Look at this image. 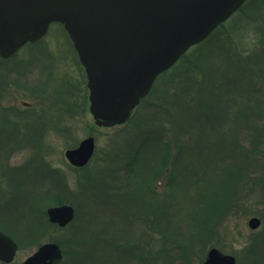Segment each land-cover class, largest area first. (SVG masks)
I'll return each mask as SVG.
<instances>
[{
  "label": "rangeland",
  "instance_id": "374dc122",
  "mask_svg": "<svg viewBox=\"0 0 264 264\" xmlns=\"http://www.w3.org/2000/svg\"><path fill=\"white\" fill-rule=\"evenodd\" d=\"M242 7L223 27L215 30L217 38L202 45L204 48L200 51H213L205 57L206 65L219 60L230 43L244 48L258 46L263 42L260 45L261 52H257L256 57L264 58V0H246ZM257 26L262 27V31ZM66 38L68 37L62 26L51 23L40 41L23 45L9 59H0V204L3 205L0 210V224L18 243L14 260L8 264H19L43 242L57 243L70 240L74 236L78 239V235L79 239L84 240L79 249L76 248L79 252L72 254L73 246L68 243V259L62 264H118L122 260L120 255L126 259L122 260L123 264H201L207 250L213 246L223 253L233 255L235 264H264V155L260 154L261 149L264 150V142L256 140L264 137V81L261 82L262 93L257 95L259 101L247 100L245 92L236 93L238 107L247 104L254 107L252 111L245 110V118L236 117L234 121L223 115L219 120L227 144L226 147L218 149L216 155L228 156V163L225 164L227 169L236 168L243 175L247 171V180L244 176L240 180L241 185L248 190L244 191L248 200L244 202L247 206L243 211L232 208L223 215L214 212L208 222H203L208 217L198 215L191 226L185 225L183 228L177 227L182 219L176 213L171 220L177 227H174L177 233L174 232L175 238L172 237V240L165 238L167 221L164 216L161 219L162 228L151 230L144 220L146 216L142 212H134V226L141 229L139 236L133 235V240L126 242L124 253L120 251L117 256L115 253L113 255L108 248L109 244L103 239L112 236L111 219L114 215L115 219L119 218L120 211L117 214L114 208L122 210L129 203L127 195L125 197L120 194L122 191L126 194L130 182H140L155 164L159 170L154 189L155 194L161 198L163 208L168 206L173 212L180 202L177 197L175 200L167 198L172 186H167L165 174L175 150L171 149L167 158L160 142L169 136L162 135L157 141L153 140L155 142L150 139L157 133L158 126L165 122L160 114L163 113L160 105L167 106L169 103L168 96L173 83L167 82L162 86V82L167 80L169 72L174 68L155 79L154 89L152 88L147 99L153 103L144 108L145 113L140 119L108 128L99 127L94 124L88 111L84 72L73 51L68 48ZM221 38L224 39L223 42ZM225 38H228L229 44ZM218 65L224 66L221 62ZM207 67L210 68L209 72L213 71L210 65ZM213 73L214 71L210 72L212 75ZM241 87L243 91L249 90L245 83ZM161 94L163 99L160 98ZM218 96L212 103L213 111L217 105L219 108H226L228 105L223 91ZM256 102L258 107L261 106L262 114L259 109L256 111ZM24 103H28L29 107ZM2 109L9 113V117L2 116ZM204 112H207L211 120L205 118L203 122L213 121L215 125V118L209 114L211 111ZM191 122V118L188 123L180 120L181 124L188 127ZM200 129L203 131L202 138L207 137L209 141L219 137L217 130H213V125L202 124ZM180 134L183 138V133ZM90 135L95 142L91 161L87 167L71 166L65 159L64 151ZM122 144L125 145L124 149H120ZM251 148L259 151L255 152ZM248 149L251 155H255L249 165L244 161V154ZM191 151L184 152L187 163L196 167L216 166L215 156L212 157L214 150L205 148L200 152ZM180 156L182 162L183 155ZM221 160L223 165L227 161L222 158ZM203 176L207 180L213 174L206 171ZM195 177L194 170L190 174L189 182L195 183ZM93 189H96L99 196L107 197L110 194L114 201L120 202L122 208L96 202L92 199ZM242 189L239 191L242 192ZM189 196L196 201L195 195ZM57 201L58 204L66 203L74 208V217L68 227H52L47 223L49 220L46 209L57 205ZM34 206L36 208L33 209ZM44 216L46 220L43 219ZM252 216L262 221L257 229H250L247 224ZM130 221H127L128 224ZM202 224L213 231L205 228L200 230ZM114 227L118 229L116 223ZM199 231H207L203 233L206 235L202 240L197 236ZM118 242L122 240L119 239ZM176 245L186 246L185 253L183 248H173ZM143 253L145 260L136 258V255L138 257ZM168 254L176 258L169 260Z\"/></svg>",
  "mask_w": 264,
  "mask_h": 264
},
{
  "label": "water",
  "instance_id": "95a60500",
  "mask_svg": "<svg viewBox=\"0 0 264 264\" xmlns=\"http://www.w3.org/2000/svg\"><path fill=\"white\" fill-rule=\"evenodd\" d=\"M245 0H0V57L41 39L51 23L62 24L82 65L88 111L94 124L125 123L155 78L186 50L205 39ZM95 149L87 136L64 151L70 165L82 167ZM48 220L64 227L74 208L46 209ZM249 218L250 229L260 225ZM17 244L0 231V260L10 262ZM63 250L54 241L40 244L20 264H59ZM233 255L210 247L201 264H235Z\"/></svg>",
  "mask_w": 264,
  "mask_h": 264
},
{
  "label": "trees",
  "instance_id": "16d2710c",
  "mask_svg": "<svg viewBox=\"0 0 264 264\" xmlns=\"http://www.w3.org/2000/svg\"><path fill=\"white\" fill-rule=\"evenodd\" d=\"M242 8L243 7H241V9ZM223 26V24L220 25V27ZM257 28L259 29V31H262V27L257 26ZM211 36V38L209 37L201 43L191 47L190 49L193 51L189 52L191 51L189 49L170 68L174 69L169 72L170 75L167 80L165 79L162 82V86H164L167 82L173 83V87L171 89L172 91L169 93L168 96V98L170 99H168L169 103L167 104V106L160 105L161 110H163V113L160 114L163 115V119H165V122H162V125L158 126L157 133H155V135L150 138L152 139V141H157V139H160L162 135L169 136L168 139L160 142L163 144L161 149L166 152L167 158L169 157V153H171V149L175 150V154H172L173 159L167 165L166 168L165 182L169 188L172 186L167 195V198H169L170 200H175L176 197L180 198L178 207H175V210L173 212L172 210H169L170 207L168 206L166 209L163 208L160 201L161 198H159V195L155 194L156 192L154 189V183L156 181V174L159 170L157 169L158 167L155 166V164H153L149 171H147V173L142 177L140 182H130L132 184L129 183L130 187H127L128 189L126 191V194L123 191L122 194H120V196L127 195L129 203L126 204V206L128 208L126 206V208H122L119 205L120 202L114 201V199L109 196L110 194L107 195V197H104L103 194V196H99L97 195L96 189L92 190V199L96 200V202H99L102 205L105 204L111 207L120 206L118 208H122V210L114 208L115 210H117V214L120 211L118 216L119 218L116 217L115 219L114 215V218L111 219L113 226L112 236L110 238L103 239V241L109 244L108 248L109 250H111L113 255L115 253L118 256V254H120V251L124 253V250L126 248V242H131L133 240V235L139 236L138 234L141 229H139L138 226H134L133 222L136 220L134 217H132L134 212L135 214H139L140 212H142L146 216L144 220L146 221L147 227L151 230H156L161 227V219L162 216H164L167 221V231L165 238L168 240H172V237H174L175 228H183L185 225L191 226V224L193 223L192 221H195V216L202 215L204 217H208L207 220L203 219V222H208V220H210L211 218L210 216L214 212H217L218 215H223V213L227 212L229 209L231 210L232 208L241 212L247 206L246 204H244L245 200H248L247 198H245L246 196L244 195V191L248 192V190L245 188V186L241 185L240 181L242 180L243 176L247 180V171L243 175L236 168L227 169V167H225V164L228 163V156L222 157L220 155H216L217 151H219L218 149L226 147L225 144H227L221 132L219 120H221L222 116L225 115L227 119L235 121L236 117L245 118L247 116L245 110L252 111L254 107L249 106V104L244 105V107H238L236 103V93L238 92H245L244 94L246 95L247 100L259 101V99L257 98L259 95H261L263 89V85H261V82L263 83L264 81V58L259 59L256 57V55L257 52H261L260 45H262L263 42L260 43L258 46L242 48L237 44L235 47L234 44L227 41L228 38H225L226 43H230L228 45V50L224 53V55L219 57V60L216 59L214 62L209 64L214 71L212 75L210 74V72L213 71L209 72L210 68L207 67L209 65L205 64L204 59L206 56H208V54H212L213 51L209 50L208 52L205 51V53L203 52L204 50L200 51L202 48H204V46L202 45H204L205 42H211L212 40L217 38L218 35L215 36L213 32ZM223 40L224 39H222V42ZM258 43L259 41L256 42V44ZM194 47H196L195 50ZM219 62H221V64L223 63L224 66L219 67ZM254 66L256 67L254 68ZM166 71L160 74L158 77L164 75ZM243 83H245L246 86L249 87V90L243 91L241 89ZM152 88L154 89L153 86ZM151 90L144 98L140 100V103L134 109L132 115L126 123L134 121L135 119H140V117L144 115L143 113H145L144 108L151 106L153 102L147 100L150 96L149 94L151 93ZM212 91H215V93ZM222 91L226 94L224 100L228 102L227 107L222 108V106H220L221 108H219L217 105V108H215L214 111L211 110L212 103L215 102L216 97L218 98L219 93ZM163 94H161L160 96L161 99H163ZM255 104L256 111L258 109H262L261 106L258 107V102H256ZM204 110H207L208 112L209 110L211 111L209 114L213 115V117L215 118V125L213 124V121L203 122V119L205 118H207L208 120L210 119L208 117L207 112H204ZM1 111V113H3V117H9L8 112L6 113L4 109H2ZM259 113H261V110ZM203 114H207L206 117H202ZM190 118L192 120L190 127L180 123V120L182 122L188 123V120ZM202 124L213 125V130H217V133L219 135L218 139L215 138L212 141H209L207 137L202 138L203 131L200 129L202 127ZM168 131L169 134H167ZM180 133H183V138L180 137ZM154 137H156V139H153ZM256 140L264 142V137ZM121 148L124 149L125 145L122 144V146H120V149ZM205 148L214 150L212 157L218 156L216 158L214 157L216 166H213L211 168L209 166L205 167L204 165L196 167L185 161L184 152L187 151L188 153H190L191 150H198V152H200L202 149ZM249 150L250 149H248V152L244 154V161L245 164L247 163V165H249V162L253 158H255V155H251L252 153H250ZM254 150L255 152L259 151L257 149ZM261 150L262 151H260V154L264 155V150ZM181 154L183 155L184 159L182 162H180L182 160L180 156ZM178 157L179 162H177ZM220 157L222 159L227 160L226 162L224 161V165L222 163L223 160H221ZM184 163L187 164L182 165ZM194 170L196 173V182L192 184L189 182V177L191 172ZM206 171L212 173L213 176L208 177L207 180H204L205 178L203 175L206 173ZM185 176H187V178H185ZM90 177L91 175L88 178ZM89 180L90 179H88V182ZM204 182L206 183L204 184ZM79 186L81 189V183H79ZM174 186H176V188H174ZM105 187L106 186H104V188ZM239 187L241 189L243 188L242 192L239 191ZM112 188L114 190V187ZM239 192H241V196ZM190 194L196 196L195 202L193 200L194 198L192 196H189ZM174 202L175 201H173L172 207L175 206ZM58 203L59 202L57 201V204ZM34 208H36V206H34L33 209ZM176 213L178 218H180V220L182 219V221L177 227L174 225V222L172 223L171 221L176 216ZM120 217H122V219H120ZM183 217L186 218L183 219ZM43 219L46 220V217L44 216ZM128 220H131L129 222L130 224H128ZM47 223L52 227H57L54 224H51L49 222ZM114 223H116L118 226L117 230L114 227ZM70 224L71 222L67 225V227L70 226ZM203 228H205V230L207 231L209 230V228L205 227V224H202L200 230ZM207 231L203 233H207ZM176 233L177 231L175 232V234ZM203 233L202 231H199L197 233V236L200 240H202L203 237L206 235H204ZM74 237L70 238V240L67 241H57V243L63 249L64 253L63 259L60 264H62L63 262H65V260L68 259V243L72 244L73 246L72 254H74L75 252H79L77 249H79V246L83 244L84 240H82V238L79 239V235L78 239ZM119 239H121L122 242L119 243ZM178 239L180 238L178 237ZM185 247L176 245L173 248H183V253H185ZM135 250L137 251L138 249L135 248ZM111 252L110 255H112ZM168 255L169 260H173L176 258L175 256L170 257V254ZM122 256L123 255H120V259L126 261V259L122 258ZM136 258L145 260V255L144 253L140 254L138 257L136 255ZM122 260L119 261L118 264H123Z\"/></svg>",
  "mask_w": 264,
  "mask_h": 264
},
{
  "label": "flooded vegetation",
  "instance_id": "af4514ba",
  "mask_svg": "<svg viewBox=\"0 0 264 264\" xmlns=\"http://www.w3.org/2000/svg\"><path fill=\"white\" fill-rule=\"evenodd\" d=\"M231 17V16H230ZM227 21V20H226ZM225 21V22H226ZM225 22H223L222 24L224 25L225 24ZM66 41H67V44H68V48H71V50L73 51V53H74V55L76 56V58H77V60H78V57H77V54H76V52H75V50H74V48H73V46H72V43H71V41H70V39L69 38H66L65 39ZM9 59V58H8ZM6 60V59H5ZM83 70V69H82ZM84 77H85V75H84ZM85 88H86V81H85ZM25 104V106H27V107H29V105H28V103H24ZM2 172H3V170H2ZM1 209H3V205L2 204H0V210ZM55 225V224H54ZM6 229L2 224H0V231L1 232H3V233H5V234H7V235H9L7 232H9V231H5L4 229ZM14 241H15V243L17 244V249H18V243L16 242V239H14V237L13 236H11V235H9ZM16 254V253H15ZM14 257H15V255H14ZM14 257H13V259L10 261V262H5V261H3V260H0V263L1 264H8V263H11L13 260H14ZM20 264V263H19Z\"/></svg>",
  "mask_w": 264,
  "mask_h": 264
}]
</instances>
